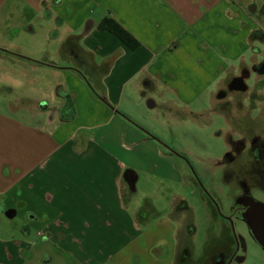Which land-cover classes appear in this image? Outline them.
Wrapping results in <instances>:
<instances>
[{
	"label": "crops",
	"instance_id": "0c3cea01",
	"mask_svg": "<svg viewBox=\"0 0 264 264\" xmlns=\"http://www.w3.org/2000/svg\"><path fill=\"white\" fill-rule=\"evenodd\" d=\"M107 16L139 46L102 29ZM253 27L235 0H0V208L20 217V234L39 231L79 264H175L128 205L133 156L172 162L144 124L159 105L188 107L217 84L212 111L229 119L250 107ZM67 96L73 120L61 117ZM179 202L172 211L188 207ZM173 241L174 231L175 251ZM32 246L0 238V264H26Z\"/></svg>",
	"mask_w": 264,
	"mask_h": 264
},
{
	"label": "rangeland",
	"instance_id": "374dc122",
	"mask_svg": "<svg viewBox=\"0 0 264 264\" xmlns=\"http://www.w3.org/2000/svg\"><path fill=\"white\" fill-rule=\"evenodd\" d=\"M235 1L243 6L257 32L243 49L251 70L246 79L251 91L244 99L250 104L262 102L264 105V74L253 70L255 64L264 62V37L261 36L264 32V0ZM216 85L204 90L188 107H179L175 102L176 109L172 105H159L149 110L152 115L144 123L149 128L146 131L170 154L172 162L161 160L151 150L147 154L142 150L134 155L139 179L136 190L130 192L132 201L128 205L131 209L137 205L142 228L154 226L149 242L158 244L155 254L168 256L173 252L175 264H215L226 254H231L228 264H264V248L252 235L236 203L240 170L234 169V164L229 161L221 164L228 145L235 147L239 143H235L233 137L237 139L246 130L245 114L257 115L258 107H244L239 112L241 119L226 124L224 115L218 110L212 111L216 108L212 106V91ZM160 94L161 97L168 96V93ZM169 109L174 111L170 114ZM143 145L141 143L139 148L147 149ZM173 162L180 169H176ZM230 167L236 174L229 173ZM255 195L257 201L264 204V191L259 189ZM180 196L188 207L179 206L172 211V207L180 204ZM167 219L174 223V229L172 226L163 228ZM21 221L19 216L11 218L0 208V238L17 236L33 243L31 252L24 254L26 264H79L65 251L45 244L46 238L39 235V231L30 237L20 234L17 228ZM172 231L175 251L167 245L172 240ZM47 254L50 257H45Z\"/></svg>",
	"mask_w": 264,
	"mask_h": 264
},
{
	"label": "flooded vegetation",
	"instance_id": "af4514ba",
	"mask_svg": "<svg viewBox=\"0 0 264 264\" xmlns=\"http://www.w3.org/2000/svg\"><path fill=\"white\" fill-rule=\"evenodd\" d=\"M252 105L255 106L250 104V107ZM228 118L225 120L226 124L242 117L228 116ZM243 123L246 130L241 132V136L237 139L236 136L232 139L235 143H239L235 147L229 144L227 153L221 161V164L229 161L230 164H234V169L240 170L241 183L236 194V203L239 205L238 210L241 215L250 203L258 202L255 192L259 189L264 191V114L255 116L247 114ZM234 169L233 167L228 169L231 175L236 174ZM230 257L231 254H226L223 259H217L218 263L215 264H228Z\"/></svg>",
	"mask_w": 264,
	"mask_h": 264
},
{
	"label": "trees",
	"instance_id": "16d2710c",
	"mask_svg": "<svg viewBox=\"0 0 264 264\" xmlns=\"http://www.w3.org/2000/svg\"><path fill=\"white\" fill-rule=\"evenodd\" d=\"M100 27L109 30L119 36L131 48L139 46V41L115 18L111 16L105 17ZM259 72H264V62L256 66ZM77 116L76 104L71 96L66 97V101L61 108V117L65 120H73Z\"/></svg>",
	"mask_w": 264,
	"mask_h": 264
},
{
	"label": "water",
	"instance_id": "95a60500",
	"mask_svg": "<svg viewBox=\"0 0 264 264\" xmlns=\"http://www.w3.org/2000/svg\"><path fill=\"white\" fill-rule=\"evenodd\" d=\"M135 178L132 182L135 183ZM135 189V187H132ZM243 219L248 223L250 231L256 241L264 248V204L252 202L243 212Z\"/></svg>",
	"mask_w": 264,
	"mask_h": 264
}]
</instances>
